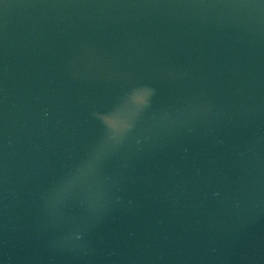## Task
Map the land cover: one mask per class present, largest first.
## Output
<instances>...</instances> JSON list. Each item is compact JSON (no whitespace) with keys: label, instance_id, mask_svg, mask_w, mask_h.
<instances>
[{"label":"water","instance_id":"water-1","mask_svg":"<svg viewBox=\"0 0 264 264\" xmlns=\"http://www.w3.org/2000/svg\"><path fill=\"white\" fill-rule=\"evenodd\" d=\"M0 264H264V0H0Z\"/></svg>","mask_w":264,"mask_h":264}]
</instances>
